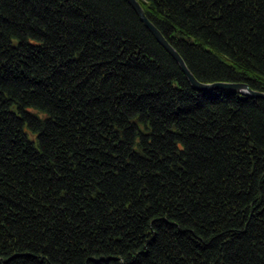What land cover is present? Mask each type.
<instances>
[{
	"label": "trees",
	"instance_id": "trees-1",
	"mask_svg": "<svg viewBox=\"0 0 264 264\" xmlns=\"http://www.w3.org/2000/svg\"><path fill=\"white\" fill-rule=\"evenodd\" d=\"M137 1L264 92V0ZM0 264H264V99L126 0H0Z\"/></svg>",
	"mask_w": 264,
	"mask_h": 264
},
{
	"label": "water",
	"instance_id": "water-1",
	"mask_svg": "<svg viewBox=\"0 0 264 264\" xmlns=\"http://www.w3.org/2000/svg\"><path fill=\"white\" fill-rule=\"evenodd\" d=\"M130 6L134 9L140 20L147 27V29L154 36L156 41L172 56L177 62L181 71L185 74L191 87L197 91H210L214 89H224L237 92L242 95H248L251 97H258L264 99V92L251 89L246 83L242 82H211L205 83L198 81L190 70L187 68L183 59L179 53L173 48V46L164 38L160 31L149 21L146 17L141 5L137 0H126Z\"/></svg>",
	"mask_w": 264,
	"mask_h": 264
},
{
	"label": "bare ground",
	"instance_id": "bare-ground-1",
	"mask_svg": "<svg viewBox=\"0 0 264 264\" xmlns=\"http://www.w3.org/2000/svg\"><path fill=\"white\" fill-rule=\"evenodd\" d=\"M147 17V16H146ZM150 21V20H149ZM151 22V21H150ZM152 23V22H151ZM153 24V23H152ZM154 25V24H153ZM147 28V27H146Z\"/></svg>",
	"mask_w": 264,
	"mask_h": 264
}]
</instances>
